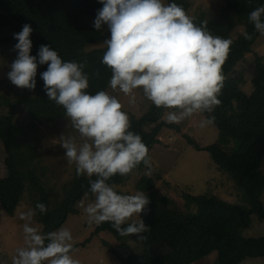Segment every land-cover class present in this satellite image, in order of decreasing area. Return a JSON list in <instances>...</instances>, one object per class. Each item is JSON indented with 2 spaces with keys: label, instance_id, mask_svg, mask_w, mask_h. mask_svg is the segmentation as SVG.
<instances>
[{
  "label": "trees",
  "instance_id": "1",
  "mask_svg": "<svg viewBox=\"0 0 264 264\" xmlns=\"http://www.w3.org/2000/svg\"><path fill=\"white\" fill-rule=\"evenodd\" d=\"M173 2L189 15L191 0H168V4ZM261 4L264 0H252L251 3L249 0H227L211 17L202 13L191 14L197 24L206 20L214 36L230 39L233 43L222 65L225 79L218 96L221 104L211 113H202L215 118L219 138L206 147L192 139L189 142L197 151L208 152L221 170L233 176L247 197L248 207L212 194L185 193L183 209L172 199L158 196L156 188L160 179L145 175L137 183V189L145 192L150 200L141 218L151 230L143 234L147 240L140 252L127 246L131 251L123 256L116 248H110L121 264H157L160 259L166 264H195L212 253L218 254L219 264H242L248 259L264 258V236L250 238L245 235L253 224V217L264 221V58L258 55L255 58L251 94L243 91L245 75L238 71L240 64L253 53V46L260 36L249 23L248 16ZM102 7L99 0H0V28L13 30L10 37L0 39V42L15 46L18 41L14 34L29 24L33 30L30 55L37 56L40 46L47 45L64 61H86L87 91L91 94L100 90L110 92L111 70L102 63L106 48L89 49L98 31L84 24ZM245 33L252 38L245 39ZM46 70L47 65L38 64L34 90L23 89L16 94L14 102L9 96L2 95L0 102V106L9 107L8 112L0 116V144L6 152L5 164L9 174L7 179L0 181L1 206L13 216L28 192L34 206L44 203L47 207L45 214L37 210L43 233L63 227L70 215L78 214L77 204L85 196L94 199L89 192V180L96 178L77 175L76 172L61 192L50 188L43 179L45 169L37 138L38 124L68 119L64 108L49 100L44 91L41 73ZM22 108L28 113L23 124L17 121ZM166 111L152 105L143 117L132 119L131 130L142 137L148 148V164L141 162L130 174L113 176L109 183L115 184L119 193L122 192L119 185L125 184L133 172L148 169L150 153L161 142L160 133L167 126L164 121ZM102 232L120 236L111 222L98 225L95 234Z\"/></svg>",
  "mask_w": 264,
  "mask_h": 264
},
{
  "label": "clouds",
  "instance_id": "2",
  "mask_svg": "<svg viewBox=\"0 0 264 264\" xmlns=\"http://www.w3.org/2000/svg\"><path fill=\"white\" fill-rule=\"evenodd\" d=\"M252 0H249L251 3ZM94 28L106 26L110 38L103 41L106 51L102 63L111 70L108 87L135 103L136 93L157 108L167 111L168 123L180 124L198 113H211L221 104L218 96L225 79V63L232 40L214 36L207 21L197 24L184 8L164 0H99ZM249 23L264 35V4L248 16ZM31 25L14 34L18 55L7 77L21 89L36 88L37 68L49 100L62 106L71 127L78 135L62 134L60 146L77 175L95 176L89 180L94 197L85 206L88 223L111 222L121 236H136L145 241L151 229L141 218L150 203L145 192L122 194L109 183L115 175L130 174L143 162L148 164V148L142 137L131 130V119L117 95L100 90L89 93V75L85 62L64 61L51 46L41 45L37 56L32 49ZM245 33V39H251ZM214 117L202 119L201 127L214 123ZM150 174V173H149ZM47 212L44 203L21 213L24 246L17 249L12 264H81L75 258L73 235L66 227L42 233L33 226L37 214ZM134 216L139 219L133 220ZM131 221V222H129ZM126 225V226H124Z\"/></svg>",
  "mask_w": 264,
  "mask_h": 264
},
{
  "label": "rangeland",
  "instance_id": "3",
  "mask_svg": "<svg viewBox=\"0 0 264 264\" xmlns=\"http://www.w3.org/2000/svg\"><path fill=\"white\" fill-rule=\"evenodd\" d=\"M191 14L202 13L211 17L212 14L222 8L227 0H191ZM168 4V0H164ZM95 17H90L84 21L85 25L94 28ZM13 30L10 27L0 28V39L10 37ZM235 37V33H233ZM110 38V32L106 26L102 32L98 31L94 35L90 50L106 48L103 41ZM17 51L12 44H3L0 42V102L2 95H7L14 102L16 94L23 89L13 85L7 77L11 71L10 65L17 58ZM264 58V35H260L253 46V53L240 64L238 71L244 73L245 84L242 89L247 94L253 91L252 80L255 75L256 56ZM110 93L117 95L124 110L128 112L130 119L143 117L152 107V103L143 97L142 91L136 93L135 103L129 102V97L120 92ZM9 107L0 106V116L8 112ZM28 113L25 109H20L17 116L18 123H25ZM205 115L198 113L188 118L180 124L168 123L160 133L157 144L151 151V161L148 169L135 171L128 177L125 184H120L118 189L123 194H134L138 191L137 183L142 177L148 175L157 182L156 193L160 197H168L177 205L185 209L183 194L193 195L212 194L219 198L234 204H240L248 207V200L245 193L235 183L233 176L221 170V168L212 160L210 154L206 151H197L189 142V139L196 141L200 146L206 147L214 144L219 138L220 132L216 125L211 124L205 127L200 126ZM78 135L71 127L68 119L57 121L45 125L38 124L37 138L41 148V159L44 166V181L47 185L60 192L76 173L74 164H69L64 155V149L60 146V136ZM230 150V148H228ZM0 181L8 178V168L5 164L6 152L3 145L0 144ZM264 172V166H263ZM150 173V174H149ZM94 199L85 196L77 204L78 214L70 215L63 227L68 228L73 235L74 247L79 249L75 258L79 259L81 264H121L110 248L114 247L123 256L134 252H140L143 249L144 241L138 240L133 236H116L109 232L95 234L99 224H89L86 213L81 206V202L86 206ZM264 201V197H263ZM29 209H35L32 198L25 193L22 201L18 205L13 216L8 215L1 206L0 201V261L2 264H12V257L16 254L18 248L24 246L23 224L26 221L20 219V215ZM133 220L139 219L134 216ZM131 222V221H129ZM33 226H38L43 233L44 228L40 222L37 211L33 218ZM94 235V237H92ZM245 235L250 238H259L264 236V221L253 217V224L245 231ZM86 244L84 247L83 244ZM107 243V244H106ZM123 246V248L121 247ZM130 246L131 249L126 248ZM218 254L212 253L205 259L195 264H219ZM157 264H166L164 259H160ZM242 264H264V258L248 259Z\"/></svg>",
  "mask_w": 264,
  "mask_h": 264
},
{
  "label": "bare ground",
  "instance_id": "4",
  "mask_svg": "<svg viewBox=\"0 0 264 264\" xmlns=\"http://www.w3.org/2000/svg\"><path fill=\"white\" fill-rule=\"evenodd\" d=\"M205 115V114H204ZM207 115V114H206Z\"/></svg>",
  "mask_w": 264,
  "mask_h": 264
}]
</instances>
